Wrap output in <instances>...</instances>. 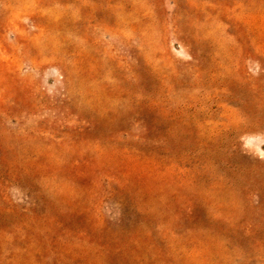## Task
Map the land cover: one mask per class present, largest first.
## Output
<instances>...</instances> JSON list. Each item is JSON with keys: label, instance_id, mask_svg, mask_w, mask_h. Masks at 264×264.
<instances>
[{"label": "rangeland", "instance_id": "rangeland-1", "mask_svg": "<svg viewBox=\"0 0 264 264\" xmlns=\"http://www.w3.org/2000/svg\"><path fill=\"white\" fill-rule=\"evenodd\" d=\"M0 264H264V0H0Z\"/></svg>", "mask_w": 264, "mask_h": 264}]
</instances>
